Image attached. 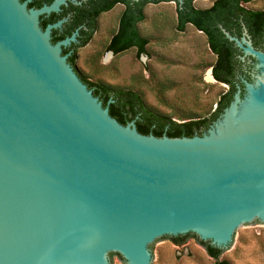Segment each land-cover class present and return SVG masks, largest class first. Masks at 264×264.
I'll list each match as a JSON object with an SVG mask.
<instances>
[{"label": "water", "instance_id": "95a60500", "mask_svg": "<svg viewBox=\"0 0 264 264\" xmlns=\"http://www.w3.org/2000/svg\"><path fill=\"white\" fill-rule=\"evenodd\" d=\"M31 1L0 0V264H150L165 238L224 250L264 225V52L246 31L222 29L255 60L244 96L201 136L156 138L81 83L62 55L77 32L51 43L65 20L39 27L67 0Z\"/></svg>", "mask_w": 264, "mask_h": 264}, {"label": "rangeland", "instance_id": "374dc122", "mask_svg": "<svg viewBox=\"0 0 264 264\" xmlns=\"http://www.w3.org/2000/svg\"><path fill=\"white\" fill-rule=\"evenodd\" d=\"M213 0H196L197 9L209 8ZM264 9V0H255L247 6ZM121 5L103 14L98 21V31L93 39L77 51L76 68L91 82H102L115 87H135L143 94L145 103L158 112L169 115L177 111H190L207 117L216 107L224 90L210 76V69H203L214 58L206 46L204 35L187 26L184 33L173 29L175 3L148 4L146 20L139 27L149 38L147 55L137 57L134 49L111 55L105 46L117 25ZM154 79L171 83L166 94L167 104H160L152 91ZM100 101V100H99ZM230 264H264V225H250L232 238L219 261ZM109 264H124L119 257H110ZM150 264H216L193 235L182 245H175L165 238L151 251Z\"/></svg>", "mask_w": 264, "mask_h": 264}, {"label": "trees", "instance_id": "16d2710c", "mask_svg": "<svg viewBox=\"0 0 264 264\" xmlns=\"http://www.w3.org/2000/svg\"><path fill=\"white\" fill-rule=\"evenodd\" d=\"M25 1V0H22ZM196 0H183L181 4L177 0H88L81 5L73 6L75 10L74 23L71 28L62 34L59 40H64L72 36L73 32L83 25L89 31L81 30L86 34L81 40V46H84L91 39L93 32L97 30L95 18L105 14L113 9L115 5L123 7L117 21V25L110 33L109 40L105 46L106 52H112L114 56L134 49L137 57L147 55V45L149 38L142 34L140 25L146 20L144 12L148 4L175 3V18L173 29L176 33H184L187 26L195 31L201 32L206 39V46L214 55V63L206 64L203 69H211L213 78L218 82L226 81L227 72L235 65L233 44L225 38L222 29L230 35L240 37L241 28L244 26L250 36L253 45L259 50L264 51V9H250L247 6L255 0H215V2L206 9H197L193 2ZM45 4H51L52 0H43ZM42 3L36 1L29 5L30 8L39 9ZM44 6V5H43ZM94 10L92 18H86L85 13ZM84 16V17H83ZM61 17L52 20H44L45 24H55ZM89 22V23H88ZM67 26V24H66ZM55 44L54 41L51 42ZM67 50L62 53L66 55ZM67 62L74 73L88 90L92 91L94 97H97L102 103V107H108L109 115L119 124L125 126L134 122L139 134L148 136L153 135L156 138L166 136L168 138H191L194 135H201L210 125L211 120L215 119L223 106L219 103L216 112L207 117L197 116L190 111H177L175 108L169 115L162 114L157 110L150 108L143 99V94L135 87H115L102 82H91L84 77L76 68L74 58H68ZM215 64V65H214ZM152 91L160 104H167L166 94L172 88L171 83H163L154 79L152 74ZM194 237V236H193ZM195 238V237H194ZM186 237L171 238L175 245H182ZM204 247L207 255L212 258L216 264H230L227 261H219V257L224 250L214 248L208 243L197 240ZM117 254H110V257ZM122 261V259L119 257Z\"/></svg>", "mask_w": 264, "mask_h": 264}, {"label": "flooded vegetation", "instance_id": "af4514ba", "mask_svg": "<svg viewBox=\"0 0 264 264\" xmlns=\"http://www.w3.org/2000/svg\"><path fill=\"white\" fill-rule=\"evenodd\" d=\"M36 1L42 3V6L43 5H49V4H45L43 2V0H32L28 5H27V8L30 9L29 5L32 4V3H35ZM54 1V0H52ZM86 1L88 0H75V3L72 2V0H67L66 1V4L64 5H61L60 6V10L59 12L57 13H50L48 15H42L39 17V27L44 30L46 28V26L48 25H52L51 23L50 24H45L44 25V20H52V19H57L58 17H61L60 19L61 20H65L61 26L60 29H52L51 32H50V39H51V42L54 41L55 43L61 41L59 40V38L61 37L62 34H65L70 28H71V25H73L74 23V16H75V10L73 9V6H78V5H81V3H85ZM20 2H23L22 0H20ZM215 2V0H213L212 4ZM52 3V2H51ZM211 4V5H212ZM41 6V7H42ZM117 6V5H115ZM114 6V7H115ZM40 7V8H41ZM113 7V8H114ZM31 9H35V8H31ZM94 10L95 9H92L90 10V12H87L85 13L84 16H87L86 18H92L93 17V14H94ZM110 12V11H109ZM108 13V12H107ZM103 15V14H102ZM98 16L95 18L94 22H95V25L98 26V21H99V18L102 16ZM83 16V17H84ZM89 23V22H88ZM54 24V23H53ZM67 24V26H66ZM85 30V31H89V29H86L85 26L83 25H80L73 33L77 32L76 34V41L75 42H71L67 47H63L62 48V53L64 51L67 50V53L66 55L68 56V58H74V61L76 63L77 61V51L78 49L80 48H83L85 47L94 37V35L97 33L98 31V28L97 30H95L93 32V35L91 37V39L88 41V43H86L84 46H81L80 47V44H81V40L86 37L87 35V32L86 34H82L81 33V30ZM246 31L247 33V30L244 26H242L241 28V35L240 37H236L234 35H230L232 37H235V38H238L240 39L244 32ZM200 33V32H199ZM203 35V34H202ZM248 35V33H247ZM249 37V40L251 41V45L252 47L255 49V50H258V51H262V50H259L258 48H256L254 45H253V42L250 38V36L248 35ZM230 42V41H229ZM233 47L236 49V51H234V55H235V59L237 60V62L235 63V65L227 72V75H226V81H223V82H218L216 81L213 76H212V71L210 69V76L216 81L217 84H219L220 86H222L224 88V90L222 91V93L220 94L219 96V99H218V102L216 103V107L215 109L212 111V113L216 112L217 109L219 108V103L223 102V105H225L227 103V106H223L222 110L220 111V113L218 114V116L211 120L210 122V125L209 127H211L214 122L219 118V116L222 114L223 110L226 109L229 104L231 103V101L233 100V96L234 94L236 93L237 90H240V96L241 98L244 96L245 94V89H244V82H248V83H251L253 82V76L256 74V71L254 69V66H255V60L252 59L251 57H245L243 60L241 59L243 57V53L242 51L233 43ZM209 51V50H208ZM211 56L214 58V55L211 51H209ZM264 52V51H262ZM108 53H111V55H114L112 52H108ZM67 58V59H68ZM214 63V61H213ZM215 65V64H214ZM211 113V114H212ZM208 127V128H209ZM207 128V129H208ZM206 129V130H207ZM205 130V131H206ZM204 131V132H205ZM200 133L201 135L204 133ZM197 135V134H196ZM201 135H198V136H201Z\"/></svg>", "mask_w": 264, "mask_h": 264}]
</instances>
